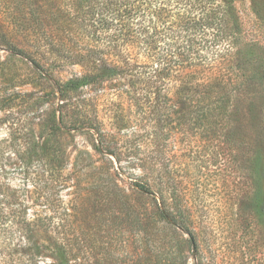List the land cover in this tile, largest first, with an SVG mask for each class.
Returning <instances> with one entry per match:
<instances>
[{
	"label": "rangeland",
	"instance_id": "obj_1",
	"mask_svg": "<svg viewBox=\"0 0 264 264\" xmlns=\"http://www.w3.org/2000/svg\"><path fill=\"white\" fill-rule=\"evenodd\" d=\"M236 7L250 70L244 82L255 72L259 83L236 116L247 144L234 162L217 159L213 144L196 133L165 142L195 234L194 244L171 251L167 231L154 236L146 226L152 200L136 187L153 175L152 159H163L148 112H137L133 92L116 95L119 85L128 87L118 80L58 92L84 73L68 55L108 48L49 47L0 16V264H58L59 246L70 264H264V187L253 201L245 187L247 149L264 155V0H238ZM251 41L261 47L248 63Z\"/></svg>",
	"mask_w": 264,
	"mask_h": 264
},
{
	"label": "trees",
	"instance_id": "obj_2",
	"mask_svg": "<svg viewBox=\"0 0 264 264\" xmlns=\"http://www.w3.org/2000/svg\"><path fill=\"white\" fill-rule=\"evenodd\" d=\"M237 1L0 0V16H6L13 30L32 35L37 42L42 40L49 47L108 48L78 49L68 55L84 73L60 85L58 92L62 97L118 80L128 87L119 85L116 95L133 92L137 112H148L157 139L163 141V159L158 157L153 163L152 159L153 177H142L136 187L152 200L146 226H151L154 236L158 229L167 231L165 244L170 251L174 244H194L195 234L191 215L183 205L175 162L165 157V142L172 135L196 133L197 138L213 144L217 159L232 156L234 162L238 147L247 144L237 131L236 116L248 99L247 90L259 83L255 72L244 82V69L249 68L247 64L244 67V34ZM10 46L22 54L15 45ZM245 46L251 63L256 47L261 46L254 41ZM246 153L245 187L247 198L253 201L254 193L259 196L264 187V155L253 147ZM135 220L143 224L139 212ZM181 230L189 239L180 238ZM56 250L58 264H70L69 251L63 246Z\"/></svg>",
	"mask_w": 264,
	"mask_h": 264
}]
</instances>
